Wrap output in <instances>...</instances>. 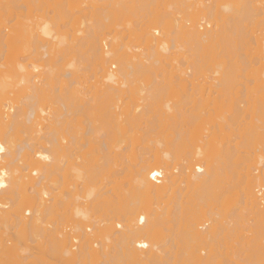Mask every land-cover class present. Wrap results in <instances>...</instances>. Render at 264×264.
<instances>
[{
	"label": "bare ground",
	"instance_id": "6f19581e",
	"mask_svg": "<svg viewBox=\"0 0 264 264\" xmlns=\"http://www.w3.org/2000/svg\"><path fill=\"white\" fill-rule=\"evenodd\" d=\"M172 1H176L177 7H180L177 9L180 11L177 16L180 17L176 18L173 16L176 13L172 15L170 12L161 18L152 19L146 9L144 13L141 9V16H138L136 22L133 21L134 27L129 22L130 26L122 28L126 30H122V34L127 33L122 37L121 31L117 29H121L118 25L119 16L122 18L125 16L123 14L127 13L123 11L127 7H124L125 0H90L89 3L87 0L85 7L82 6L84 0H67V13L70 18L82 15L80 18H85L87 22L92 20L89 24L83 20V30H76L77 33L86 34L79 37L70 35L71 40L68 41L67 34L53 31V26L49 23L40 27L31 24L32 28L29 29L27 27L30 24L25 22L26 28L29 29L28 34L29 31L36 33L40 30V47L37 51L42 63L30 67L31 63H13L8 59V24L18 16L12 14L11 9L8 13L10 19L4 20L2 12L6 11L5 3L8 2L0 0V232H3L0 234V264H23L24 259L20 261L19 253L29 251L27 246L26 249L21 244L28 243L25 240H29V245L40 240L38 247L37 243L36 249L30 251L37 250L40 254L38 259L44 256L48 261L54 260V263L42 260L40 264H264V145L260 147L252 143L257 136L260 137L258 142L264 140L261 132L264 130V97L259 99L257 107L254 104L249 106L250 108H244L246 85L238 82L244 91L237 90L235 97L243 100L238 101L233 109L235 113H245V117L249 116V111L251 132H243L241 127L244 125L237 124L238 120L233 119L240 118V115L237 117L235 113H232L235 115L230 118L229 114L228 117L225 115L227 119L224 115L213 114V117L208 114L202 120L201 111L192 113L189 110V113H185L174 111L172 104L171 107L168 106L170 97L177 98L179 94L182 96L180 98H185L188 105L194 104L192 101L196 100L191 97L194 98L195 90L202 89L201 83L209 85L213 90L218 89L216 85L220 86L221 83L230 86V89L231 85L236 88L238 85L235 81L233 84V80L223 78V70L220 68L224 62V54L225 57L231 55L229 61L239 57L238 52H242V61L251 55H255L259 60L264 58L261 53L264 51L261 50L264 45L261 44V41H264V0ZM256 1L260 5L254 6ZM12 8L18 10L16 7ZM129 9L125 11L132 12ZM14 11L12 12L15 13ZM126 16L131 18V13ZM134 18L136 17H132V20ZM204 20L207 24L211 23L208 30L202 26ZM17 21L19 22L18 19ZM247 22L255 24L256 27L262 25V35L258 36L254 29L249 30L250 28L245 26ZM25 26L21 27V30ZM27 29L23 30L27 32ZM113 31L116 34L113 35ZM28 36L30 37V34ZM45 37L49 40L44 39ZM80 40L86 45L90 58L98 65L100 81L97 94L93 98H87L84 92H80L72 71L62 69L56 75L50 73L54 62L53 50L59 46L72 48L71 45ZM132 41L135 42L134 45ZM102 44H108L109 47L104 49ZM252 46L256 48L253 49ZM258 51L260 52L257 53ZM38 54L36 53L37 56ZM250 61L249 64L252 63ZM173 65V69L179 65V69H175L176 72H173ZM112 68L116 71H112ZM150 78V83L145 81ZM170 78L177 79L175 85L179 88L178 92L171 89L170 85L173 83ZM211 79L217 81L216 84L211 82ZM143 80V83H148L145 87L136 85ZM45 87L52 94V107L49 108L40 104L47 99L44 97H48L45 96V91L48 94ZM163 99L166 102L162 107L160 103H164ZM129 104H133L131 109L128 108ZM159 105V110L154 111ZM94 108H97V113L92 112ZM88 114L93 116V122H99L98 125L104 129L103 135L106 138H109V135L112 137L108 139L109 142L119 139L118 142H124L123 139L130 138L127 136L130 130H152V122H157L166 130L171 129L170 134L174 138L170 137L171 135L169 138L175 139L172 140V145L168 143L170 141L168 144L164 143L166 145L158 143L162 145L156 146L159 151L148 160H141L143 163L134 166L133 170L128 169L130 185L128 184L129 189L126 186L125 189L128 190L124 191L125 193L122 190V182H119L120 185L115 183L117 188H114L117 191L112 188L103 190L104 193L101 191L98 204L96 201L95 204L92 203L94 206L90 205V201H87L88 205L79 201L82 197L75 188L76 181L79 179V182H85L88 177L92 178V175L87 177L88 170L91 174L101 172V178L108 176L110 179L118 174L119 170L114 168V160L109 155L108 140L102 139L101 145L99 143L107 153H101L96 162L92 160L91 166H95L96 172L93 171L94 168L91 170L88 167L91 162V158L90 162L88 161L89 156L95 155H90L87 151L88 154L81 153L87 150L86 146L90 149V146L97 145L99 140L95 142L91 139L92 145L87 140L88 137H85L87 141H84L83 137L84 140H77L78 144L72 143L75 137L68 138L71 145L76 144L79 150L82 149L80 147H85V150L80 152L81 155L76 147H71L78 153L77 158H74L75 152L67 148V141L63 142L66 140L64 137L59 139L57 134L49 135L50 137L45 134L48 138L43 134L38 135L39 132H44L42 128L45 127L57 132L69 130L74 126V122L77 123L80 117ZM19 127L29 130L31 134L26 132L27 136L18 140L15 132ZM117 133L120 138L116 136ZM217 134L221 137H216ZM132 135L131 138L135 136L133 133ZM236 138L244 139L246 146L252 149L255 145L254 156L250 150L242 147L241 143L239 145L244 149L241 152L238 150L239 145H236V149L232 146L234 143L228 144ZM79 142L84 144L79 146ZM230 145L235 148L232 149ZM127 146L122 150H126ZM243 153L245 154L242 155ZM78 157L79 161H76ZM98 162L100 163L97 164ZM156 175L160 176L159 180ZM227 176L235 182H230ZM70 180L75 181L72 182L75 185L74 187L72 184L73 192L71 188H65L66 182L69 183ZM79 185L81 187L80 183ZM236 187L241 188L238 194L232 191ZM27 188L30 190L29 195L25 193ZM79 189L82 191V188ZM84 189L89 192L86 185ZM119 189L122 190L121 194ZM232 192L236 194L232 196ZM230 193L232 194L229 195ZM90 195L92 194L85 198L88 199ZM86 199L83 202L86 203ZM99 203L102 205L99 206ZM68 206H72V209ZM99 207H102V211ZM65 210L70 213H67L68 217ZM61 211L65 212L62 214ZM100 211L101 215H95ZM242 212L247 214V217L248 213L252 217L247 218V222L252 221L251 225L243 221L245 226L242 230L251 232V228H256L250 235L242 233L243 225L238 224L243 220L238 217L243 215ZM234 213L235 216L238 214L236 220L230 218L232 215L234 217ZM226 218H230V221H226ZM68 223L70 225H67ZM236 238L243 239V242L245 239V242H238L239 246L233 251L223 247L229 240ZM10 239L14 240L15 245H8ZM234 242L236 244V241ZM10 243L12 244V241ZM28 253L24 255L33 256V253Z\"/></svg>",
	"mask_w": 264,
	"mask_h": 264
},
{
	"label": "rangeland",
	"instance_id": "374dc122",
	"mask_svg": "<svg viewBox=\"0 0 264 264\" xmlns=\"http://www.w3.org/2000/svg\"><path fill=\"white\" fill-rule=\"evenodd\" d=\"M2 1H4V0H2ZM5 1H7L8 3H5V5H7V7H6V11L4 12V14H3V12H2V17H4L5 19L4 20H9L10 19V17H9V12L11 11V9H13V10H15L14 12L15 13H13L12 11H11V13L12 14H16L17 16H18V20H19V22L17 21V19L15 18L14 20H13V22L11 21V23H9L8 24V27H10L9 28V30L7 31L8 33H9V35H8V37L10 38V51H8L9 53H8V55H9V57H8V59L11 61V62H13V63H18L19 61V63H22V64H26L27 65V63H31L30 64V67H32L33 66V64L34 65H39V64H41L42 63V61H40V58H39V54H38V51H39V47H40V30H38L36 33H38V35L35 33V31H34V33H32V31L30 32L29 31V34H30V37L28 36L29 34H28V30L30 29V28H32V25H34V27H40L41 25L43 26L44 24H46V23H49V24H51L53 27H52V29H53V31H55V30H58L61 34H67V36H69V38L67 39L68 41H70L71 40V38H70V35L71 36H84L86 33H80V32H78L77 33V31H78V29H80V30H83V25L81 24L82 23V21L83 20H85L86 21V19L84 18V19H82V18H80V17H82V15H77V16H75V17H69V15H68V9H69V6H68V3H67V0H5ZM10 1L12 2V3H10ZM15 1V2H14ZM58 1H59V3H58ZM86 1V2H85ZM89 1L90 0H88V3H89ZM81 2H83V0H81ZM15 5H14V4ZM19 5H18V4ZM86 3V4H85ZM257 3V4H256ZM259 2H254V6H258V5H260V4H258ZM17 4V5H16ZM175 6V7H172L171 8V6ZM10 6H11V8H10ZM22 6V7H21ZM82 6H87V0H84V3L82 4ZM81 6V7H82ZM125 6H127V7H125ZM145 6V7H144ZM147 6V7H146ZM178 6V4H177V2L176 1H172V0H125V4H124V7H125V10H127V9H129V8H131V9H129L130 11H132V12H130L131 13V16H129V17H131V18H128V16H126V14L128 13V15L130 14L128 11H125V10H123L124 12H127V13H125V14H123V15H125L126 17H127V19L125 18V16L124 17H120L119 16V19H118V25H119V27L121 28V29H117L116 28V26H114L116 29H117V31L118 30H120L121 31V35H122V37H123V35L125 34H127L126 32H123V34H122V30H125V29H122V28H127L128 26H130L131 24H133V21H135L136 19L138 20V16H141V9L143 10V13H144V10L146 9V12L149 14V18H151V16H152V19L153 18H161V16H163V15H166V14H169L170 12V14H174V13H176L175 15H173L174 17H180V16H177L178 14H180V13H178L177 14V12L179 11V10H177L178 8H180V7H177ZM12 7H16L18 10H16V9H14V8H12ZM20 7V8H19ZM24 7V8H23ZM142 7H144V8H142ZM85 9V8H84ZM83 9V10H84ZM88 10V9H87ZM134 10V11H133ZM19 11V12H18ZM86 11V10H85ZM110 11V10H109ZM139 11H140V13H139ZM173 11V12H172ZM180 12V11H179ZM19 13V14H18ZM82 13L84 14L85 12L84 11H82ZM82 13H79V14H82ZM143 13H142V15H143ZM85 14H87V12L85 13ZM132 14H134V16L132 15ZM5 15V16H4ZM22 17H21V16ZM76 15V14H75ZM121 15V14H120ZM122 15V16H123ZM8 16V17H7ZM20 17V18H19ZM86 17V16H85ZM132 17H136V18H134V20H132ZM21 18H23L22 20H20ZM172 18V17H171ZM181 19H183L182 17H181ZM181 19L179 18L178 20L179 21H181ZM259 19V18H258ZM16 20V21H15ZM28 20V21H27ZM88 21H89V19H87ZM136 20V21H137ZM15 21V22H14ZM22 21V22H21ZM135 21V22H136ZM18 22V23H17ZM25 22H27L28 23V27H27V23L25 24ZM92 22V20H90L89 22H87L86 21V23H91ZM117 22V21H116ZM122 22V23H121ZM131 23L130 25H128V23ZM134 22V23H135ZM20 23V24H19ZM23 23V24H22ZM189 23V22H188ZM246 23V22H245ZM18 24H19V26H18ZM32 24V25H31ZM40 24V25H39ZM127 24V25H126ZM211 24V23H210ZM210 24H207L206 22H205V20L203 21V27H206L205 29H209V25ZM244 24V23H243ZM26 25V26H25ZM121 25H122V27H121ZM125 25H126V27H125ZM207 25V26H206ZM245 25V24H244ZM18 26V27H17ZM25 26V28H23L24 30L25 29H27V28H29V29H27V32L26 31H24L23 29V31L21 30V27H24ZM95 26V25H94ZM98 25H96L95 27H97ZM133 27H134V24L132 25ZM131 26V27H132ZM249 30H251V29H254L256 32L255 33H257L258 34V36L260 35H262L261 34V32H260V29L262 28V25L261 26H259V27H256L255 26V24H249L248 22H247V24L245 25ZM14 27H15V29H14ZM27 27V28H26ZM251 27H253V28H251ZM13 28V29H12ZM114 28V29H115ZM18 29V30H17ZM103 30H104V27L102 28ZM111 29V28H110ZM20 30H21V32H20ZM77 30V31H76ZM96 30L98 31L99 29L98 28H96ZM107 30V29H106ZM109 31V29L107 30V32ZM126 31V30H125ZM113 32H115V31H113ZM105 33H106V31H105ZM35 34L37 35V36H35ZM73 34V35H72ZM75 34V35H74ZM113 35L114 34H116V32L115 33H112ZM263 34H264V32H263ZM256 35V34H255ZM39 36V37H38ZM116 36H118V35H116ZM44 37V36H43ZM66 37V36H65ZM156 37H158V36H156ZM33 38V39H32ZM47 37H45L44 39H46ZM48 39V38H47ZM259 39H260V37H259ZM35 40V41H34ZM49 40V39H48ZM47 40V41H48ZM46 41V42H47ZM126 41H127V39H126ZM126 41H124L125 43H126ZM264 41H261V44L263 45L264 43H263ZM45 43V42H44ZM132 44V45H134V41H132V43L131 42H127V44ZM105 44V43H104ZM103 45V44H102ZM131 45V46H132ZM136 45V44H135ZM72 48H69V47H64V46H59V47H56L55 48V50H53V51H55V52H53V57H54V62H53V65H52V68H51V71H50V73L52 74V75H56L57 73H59V72H61V70L62 69H65V70H70V71H72L73 72V76H74V79H75V81L77 82V86H78V89L80 90V92H84L85 93V95L87 96V98H93L94 97V95H96L97 93V90H98V85H99V81H100V78H99V74L97 73L98 72V65L90 58V55H89V53L88 52H86L87 51V48H86V45H84V42L82 41V40H80V41H76V42H74L72 45ZM106 46L107 47H109V45L108 44H106V45H103V47H104V49L106 48ZM256 46V45H255ZM255 46H252L253 47V49L254 48H256ZM107 49V48H106ZM264 49V45L263 46H261V50H263ZM38 50V51H37ZM34 51L38 54V56L36 55V53H34ZM253 52H254V50H253ZM260 51H258L257 53H259ZM239 53V57L237 56V57H234L232 60H230L229 61V57H231V55L230 56H227L226 55V57H225V54H224V62L221 64L222 66H221V70H223V74H224V79H231V80H233L232 82H233V84H235V83H237L236 85H238V86H236V88H233L232 86L233 85H231V89H230V86L228 87V85H224L223 83H221L220 84V86H217L216 85V87H219L218 89L217 88H215L214 90L213 89H211L210 87H208L209 85H202L203 83H201L200 85L201 86H203L202 87V91L201 90H195L196 92H195V94H193V95H195L194 96V98H193V96L191 97V99L193 100H196V102L195 101H192V102H194V104L193 103H191V105H188V102H186L183 98H180V97H182V96H180L181 94H177L178 96H177V98H176V96L175 97H170V99L167 97V100L166 101H168V99H169V101L170 102H168V106L170 105V107H171V104H172V109H174V111H177V110H179V112L181 111V112H185V113H189V110L192 112H198L199 111V113H200V111H201V115H202V120H203V118H206L205 116L206 115H208V114H212V116H213V114L214 115H230L229 116V118L231 117V116H233L234 117V115L236 114V116L237 115H240V118L238 117V119L237 118H233V119H236V120H238L237 121V124L239 123H242L244 126H242L241 128L244 130L243 132H247L250 128H251V124L252 123H250L251 122V117L249 118V116H250V113H249V111H248V114H249V116H246L245 117V113H243V114H241V112H237L236 111V113L234 112V109H233V106L235 107L236 105H237V103H238V101H242L243 99V103L245 104H243L242 103V107H243V105H244V108H245V106H253L254 104H255V106L257 107V104L258 103H260V102H258L259 101V99L260 98H263L264 96H263V94H264V91H263V88H264V58L262 57V58H260V60L259 59H257V58H255V55H251V56H249V58L247 57V59L246 60H244V61H242L243 59H241V56H240V53H242V52H238ZM263 55H264V51H262L261 52ZM25 57V58H24ZM245 57V56H244ZM243 57V58H244ZM28 58V59H27ZM251 58H253V59H251ZM24 59V60H23ZM241 59V60H240ZM252 61V63H251V61ZM37 60V61H36ZM39 60V61H38ZM246 61H247V63H246ZM249 61H250V63L251 64H249ZM245 62V63H244ZM28 64V65H29ZM66 65V66H65ZM175 65H176V63H175ZM171 67V66H170ZM170 67H168V69L171 71V68ZM173 67H174V65L172 66V69H173ZM179 67V65H177V68ZM177 68H175V69H177ZM167 68H166V70H168ZM175 69H173L172 71L173 72H176V70ZM179 69V68H178ZM177 69V70H178ZM180 69H181V67H180ZM112 71H116L115 70V68H112L111 69ZM168 70V71H169ZM169 71V72H170ZM178 73V72H177ZM176 73V74H177ZM206 74H208V73H206ZM178 75V74H177ZM209 76H211V73H210V75ZM215 77V75H212V77ZM218 76V75H217ZM154 79V78H153ZM169 79V78H168ZM150 80H152V78H150L149 80H145L146 82L147 81H149L148 83H150ZM170 80L172 81V83L173 84H171L170 85V87H171V89L172 90H175V92H178L179 91V88H178V86H177V84L175 85V80H177L176 78H170ZM174 80V81H173ZM200 80V79H199ZM212 80V79H211ZM217 80H218V78H217ZM144 80L143 81H141V83L139 82L138 84H136V85H142V87L144 86H146V84H148V83H143V82H145ZM154 81V80H153ZM208 82L210 81V79H208L207 80ZM214 80H212L211 82H213ZM228 81V80H227ZM234 81H235V83H234ZM216 82L217 81H214V84H216ZM241 83V82H243L245 85H246V91L244 92L246 95L243 97V99L242 98H240V99H237L235 96H236V91L237 90H242V91H244V89H243V87L240 85L239 86V83ZM145 84V85H144ZM223 85H224V87H223ZM176 86V87H175ZM215 86V85H214ZM214 86L212 87V88H214ZM46 88V87H45ZM46 90H48V88H46ZM46 93H45V96H48V97H44V98H47V99H44V101H41V105H43L44 107H47V108H49L50 106L52 107V102H51V97H52V94L49 92V90H48V94H47V91H45ZM201 92V93H200ZM203 92V93H202ZM87 93V94H86ZM50 94V95H49ZM173 94H176V93H173ZM92 95V96H91ZM90 96V97H89ZM242 96V95H241ZM49 97H50V99H49ZM237 97H239V94H237ZM180 98V99H179ZM22 99V98H21ZM21 99L19 100L20 102H21ZM183 99V100H182ZM235 100H236V102H235ZM131 102H132V100H130ZM129 100H127V102H130ZM162 101H164V103L162 102V103H160V104H162V107H163V104H165V99H163ZM182 101H184V102H182ZM188 101H190V100H188ZM245 101V102H244ZM19 102V103H20ZM126 102V101H125ZM126 102V103H127ZM130 102V103H131ZM134 102V101H133ZM178 102V103H177ZM234 102L236 103V104H234ZM258 102V103H257ZM176 103V104H175ZM38 104V103H37ZM136 103H134V105H135ZM20 105V104H19ZM167 105V104H166ZM177 105V106H176ZM260 105V104H259ZM39 106V105H38ZM174 106H175V108H174ZM194 106V107H193ZM241 106V105H240ZM133 107V104H129L128 105V108L129 109H131ZM142 107V106H141ZM140 107V108H141ZM155 107H156V105H155ZM159 107H160V105L159 106H157V108H155L154 109V111H158L159 110ZM177 107V108H176ZM249 107V108H250ZM187 108H188V110H187ZM190 108H192V109H190ZM196 110H194V109ZM236 108V107H235ZM26 109V108H25ZM96 109V110H95ZM139 109V108H138ZM164 109V108H163ZM182 109V110H181ZM186 109V110H185ZM246 109H247V107H246ZM97 111V108H94V110H92V112H94V113H97L96 112ZM188 111V112H187ZM203 111V112H202ZM192 112V113H193ZM207 112V113H206ZM232 113H235V114H232ZM92 115V114H91ZM241 115H244V116H241ZM89 114L88 115H84L83 117H80V120H78L79 118H78V116H77V118H76V120H78V121H76L77 123H73L74 124V126L72 127V128H70L69 130H64V131H62V130H59L58 132L56 131H54V130H52V128H48V127H45V128H47V130L45 129V128H42L43 129V131L45 132H39L38 133V135L39 134H43V136L46 134L47 136H49V135H55V134H57L56 136H59V139H61V138H65L66 140H64L63 142H65V141H67V142H65V144L67 143L68 145H67V148H71V147H76V149H77V152H78V147L76 146V144H74L75 146H73V144L71 145V137H75V138H73V139H75L76 141H74L73 139H72V143H77L78 141H79V139H80V141H81V138L84 140V141H87V140H89L90 141V143H91V139H94V141L96 140H99V141H95L96 143H98L97 145L96 144H92L93 146H90V149H92V151H94L93 153H92V151L86 146V149L87 150H85V147H80V148H82V149H80L79 150V154H80V152L81 151H83V150H85L84 151V153L82 152L81 154H85V153H89L90 155L91 154H93V155H95V156H89V158H88V161L90 162V160H91V162H90V166L88 165V167H89V169L91 168V170L95 167V166H91V164H93V161L94 162H96L97 161V159H99V157L101 156V153L102 154H105V153H107V151L104 149V148H102L101 146H99V143H100V141L102 140V139H106V140H108V139H112V137L110 138V135H109V133H108V131H107V129H106V132L108 133V135H109V138H106L103 134H104V129L101 127V125H100V127H99V125H98V123L95 121V122H93V116L91 117V116H89ZM219 116V117H220ZM226 116H225V118H226ZM214 117V116H213ZM218 117V118H219ZM228 117V116H227ZM245 117V118H244ZM217 118V119H218ZM224 118V119H225ZM221 118H219V120H220ZM227 119V118H226ZM245 119V120H244ZM241 120H244V121H242L241 122ZM74 121H75V119H74ZM218 121V120H217ZM229 122V121H228ZM227 122V123H228ZM256 122V121H255ZM254 123V122H253ZM230 124V123H229ZM236 124V123H235ZM241 124V125H242ZM257 124H258V122H257ZM257 124H255V125H257ZM152 125H153V127H151V128H153L152 130H150L149 128L148 129H146L145 131H139V130H137V129H134V131L135 130H137V131H139V133L137 134V131H135L136 132V135H135V133H134V131L132 130V132H131V130H130V134L129 133H127V136H130V138H126V139H123L122 137V141H124V142H118L120 139V137L118 136V133H117V135L116 136H118L119 138V140L118 141H116V140H110V142H109V140H108V142H106L105 141V143H108L109 145H108V150H109V152H110V157L111 158H113V160H114V164H115V166H114V168L118 171V174L116 175H111L112 177H110V179H109V177L108 176H105V177H108V179L107 178H105L104 176H102V178H101V172L98 174V173H92L91 174V171L90 172H88V171H86V173H88V175H87V177L88 176H91L92 178H90V177H88V180L87 179H85L84 181L85 182H83V180H80V182H79V179H78V181H76V179H75V181H76V185H77V187H75V185H74V183H75V181L74 180H70L69 181V183L68 182H66L67 184H65V185H67V186H65V188H67V187H69V189L71 190V192H73V186L75 187V188H77L76 190H78V192H80L81 194H83L82 196H81V194L79 195L80 197H82V199H80L79 201H82V203L83 204H85V205H88L87 203L90 201L91 203H90V205H93L92 203L94 202V204H95V201H96V203L98 204V201H99V198H98V195L100 194V193H104V191L103 190H111V188L112 189H115V188H117V185H116V187H115V183H118L119 184V182L121 183L122 182V187L124 186V188H122L121 186V188H122V190H123V192L125 191H127L128 189H129V186H128V181H129V176L130 175H128L129 174V171H128V169H131V170H133V168H135L139 163H141L142 161L141 160H143V159H146V160H148V158H150L156 151H159L158 150V148L156 147L157 145H158V147H162V145L164 144V143H167L168 141H170V142H168V143H170V145H172V140H175V139H172V138H174V136L172 137V134H170V133H172L171 132V129H165V128H163L162 126H159V124H157V122L155 123V122H152ZM259 125V124H258ZM94 129V131H93V129ZM234 127H235V125H234ZM257 127V126H256ZM22 128V127H21ZM20 127L18 128V130H16V132H15V135H16V138H18V140H20L21 139V137H25V135H26V132H29V130H23V129H21ZM90 128V129H89ZM87 129H89V130H91V131H89V130H87ZM143 129V128H142ZM145 129V128H144ZM184 129H186V127H184ZM172 130H173V127H172ZM226 130H228V129H226ZM258 130H261V129H258ZM88 131V132H87ZM114 131V130H113ZM113 131H111L110 133L112 134V132ZM184 131H186V130H184ZM225 131V130H224ZM263 129H262V137L264 136L263 135ZM90 132V133H89ZM128 132V131H127ZM145 132V133H144ZM173 132H174V130H173ZM186 132H188V131H186ZM228 132V131H227ZM248 132H251V130H249ZM256 132H257V130H256ZM30 134H31V132H29ZM48 133V134H47ZM107 133H106V135H107ZM132 133L135 135L133 138H131V136H133L132 135ZM226 133V132H225ZM230 133V132H229ZM229 133H227V134H229ZM34 134V133H33ZM114 134V133H113ZM112 134V135H113ZM121 134V132L119 133V135ZM126 134V133H125ZM175 134V133H174ZM173 134V135H174ZM249 134V133H248ZM251 134V133H250ZM249 134V135H250ZM258 134H260V131L258 132ZM108 135H107V137H108ZM111 135V136H112ZM169 135H171L170 137H172L171 139L169 138ZM256 135H257V133H256ZM27 136V135H26ZM40 136H42V135H40ZM46 136V137H47ZM61 136V137H60ZM89 136H90V138H89ZM102 136H104V138H102ZM115 136V137H116ZM121 136H123V134H121ZM217 136H219V137H221V135L220 134H217L216 135V137ZM260 136H261V134H260ZM20 137V138H19ZM45 137V136H44ZM45 137V138H46ZM50 137V136H49ZM80 137V138H79ZM87 138V140H86V138ZM114 137V136H113ZM124 137V136H123ZM126 137V136H125ZM218 137V138H219ZM230 137H232L231 135H230ZM48 138V137H47ZM63 138V139H64ZM68 138H70V139H68ZM235 138V137H234ZM22 139H24V138H22ZM114 139V138H113ZM258 139H260V137L258 138V136L256 137V140L254 139L253 141H252V143H254L255 145H257V146H260V145H264V140H263V142H258ZM68 140H70V141H68ZM78 140V141H77ZM82 140V141H83ZM234 140V139H233ZM74 141V142H73ZM165 141V142H164ZM232 141V140H231ZM229 142L228 144H230V143H234L232 146H235L236 147V149H237V146L241 143V145H242V147H244L245 149L247 148V150H250V152H251V154H253V150H254V147H255V145H254V147H253V149L252 148H250L249 146L247 147L246 145V143L244 142V139L242 140V139H235L234 141H232V142ZM239 141H242V142H239ZM261 141H262V139H261ZM62 142V143H63ZM69 142H70V144H69ZM104 141H102V143H103ZM243 142H244V144H243ZM43 143V142H42ZM90 143H89V145H90ZM110 143H111V145L112 146H110ZM161 144L162 143V145L160 146L159 144ZM167 143V144H168ZM174 143H175V141H174ZM249 143V142H248ZM78 144V143H77ZM80 144H84L83 142L82 143H80L79 142V146H80ZM100 145H101V143H100ZM128 145V146H127ZM164 145H166V144H164ZM230 145V146H231ZM237 145V146H236ZM124 146H127L128 148H126V150L124 149V150H122V148L124 147ZM231 146V147H232ZM240 146V145H239ZM238 146V150H240V152L241 151H244V149L243 148H241V146L239 147ZM251 146V145H250ZM230 147V148H231ZM235 147H232V149L233 148H235ZM261 147V146H260ZM260 147H258V148H260ZM264 147V146H263ZM66 148V149H67ZM163 148H164V146H163ZM229 148V149H230ZM242 150H241V149ZM72 149V148H71ZM252 149V150H251ZM68 150V149H67ZM73 151L75 150V149H72ZM72 150H70L71 151V153H73V151ZM88 150H90V151H88ZM162 150V149H161ZM160 150V151H161ZM247 150H245V151H247ZM261 150V149H260ZM262 150H263V148H262ZM261 150V151H262ZM69 151V150H68ZM87 151V152H86ZM75 152V154H73L75 157L74 158H77V155H78V153L76 152V151H74ZM91 152V153H90ZM234 151H232V153H233ZM248 152V151H247ZM249 152V153H250ZM264 152V151H263ZM87 153V154H88ZM262 153V152H261ZM77 154V155H76ZM80 154V155H81ZM245 153H243L242 155H244ZM257 153H255V155H256ZM238 155H240V154H238ZM252 156H254V154L252 155ZM80 157V156H79ZM79 157H78V159L76 160V161H79ZM91 158V159H90ZM96 160H95V159ZM90 159V160H89ZM93 160V161H92ZM251 162H253V161H251ZM100 162H98L97 164H99ZM143 163V162H142ZM251 164V163H250ZM94 165H95V163H94ZM135 166V167H134ZM96 168H94L93 169V171L95 170ZM98 170V169H97ZM96 171V170H95ZM102 171V170H101ZM122 171V172H121ZM97 172V171H96ZM86 173H85V175H86ZM89 173H90V175H89ZM220 176H222V175H220ZM223 177V176H222ZM229 176H227V178H228ZM230 177H232V179L234 178L232 175L230 176ZM230 177L228 178L229 180H230ZM90 179V180H89ZM128 179V180H127ZM223 179H226V177L224 176L223 177ZM227 179V182L229 181ZM231 179V180H232ZM237 179V178H236ZM87 180V181H86ZM113 180V181H112ZM231 180H230V182H231ZM91 181V182H90ZM232 181H234V180H232ZM72 182H74V183H72ZM81 184V187H80V185H79V183ZM83 182V183H82ZM235 182V181H234ZM234 182H232V183H234ZM91 183H93V185L91 184ZM238 183H240V181H238ZM69 184V185H68ZM70 184H71V186H70ZM72 184H73V186H72ZM88 184V185H87ZM126 184V185H125ZM79 185V186H78ZM83 185V186H82ZM85 185H86V188H88L87 190H89V192L92 194V195H90V196H88V199H86L85 198V196L87 197V195H89L90 193L88 192V191H85L86 189H84L85 188ZM120 185V184H119ZM130 185V184H129ZM89 186V187H88ZM128 187V189H125V188H127ZM240 186V185H239ZM84 187V188H83ZM105 187V188H104ZM115 187V188H114ZM241 187H242V185H241ZM79 188H82L81 190L82 191H80V189ZM91 188V189H90ZM103 188V189H102ZM109 188V189H108ZM237 188H239L238 189V191L236 190ZM68 189V188H67ZM102 189V190H101ZM236 189L234 188V190H232V191H235L237 194L239 193V190L241 189L240 187H236ZM257 189V188H256ZM70 190H67V191H70ZM116 190V189H115ZM114 190V191H115ZM121 190V191H122ZM102 191V192H101ZM114 191H111V192H114ZM117 191V190H116ZM119 191H120V189H119ZM118 191V192H119ZM121 191H120V194H121ZM28 192H29V194H30V190H29V188H27V190L25 191V193H26V195L28 194ZM70 192V193H71ZM77 191H76V193H78ZM86 192V193H85ZM88 192V193H87ZM122 192V193H123ZM124 192V193H125ZM230 193L229 195H231L232 194V196H234V194H236V193ZM123 193V194H124ZM262 193H264V191L262 192ZM28 194V195H29ZM102 195V194H101ZM101 195H99V196H101ZM259 195V194H258ZM103 196H105L106 197V195H104L103 194ZM102 196V197H103ZM231 196V197H232ZM262 197H263V194L261 195ZM261 196H260V198H261ZM84 198V199H83ZM104 198V197H103ZM85 199H86V203L85 202H83V201H85ZM91 199H94L93 201L91 200ZM88 201V202H87ZM165 201H166V198H165ZM164 200H163V202H165ZM101 202V201H100ZM102 203V202H101ZM82 204V205H83ZM102 204H100L99 203V206H101ZM94 206V205H93ZM264 206V205H263ZM69 207V206H68ZM67 207V208H68ZM72 207V206H71ZM71 207H69V208H71ZM68 208V209H69ZM72 209V208H71ZM102 209V207L100 208L99 207V210H101ZM243 210V209H242ZM66 211V210H65ZM65 211H61L60 213H64ZM71 211V210H70ZM73 211V210H72ZM102 211V210H101ZM101 211H100V213H96L95 215H97V214H100L101 215ZM237 212H240L239 210H237ZM244 213H247V211H243ZM243 212L241 213V214H243ZM67 213H69L68 212V210L66 211V213H65V215H67V217L69 216V214H67ZM72 213V212H71ZM94 214V213H93ZM92 214V216H94ZM240 214V213H239ZM236 215L238 216V214L236 213ZM243 215H244V217H246V218H244L243 217ZM243 215H239L238 217H241L243 220H241L242 222H240V223H238V224H241V225H243L245 222L247 223V224H250L251 222H247L248 221V219L247 218H249V217H251L250 216V214L248 213V217H247V214H243ZM233 216V215H232ZM230 217L232 220H236V218H238L237 216H235V213H234V217ZM66 217V218H67ZM95 217H97V216H95ZM230 218H228L229 219V221H230ZM234 218V219H233ZM252 218V217H251ZM251 218H249V219H251ZM228 219L226 218V221H228ZM239 220H240V218H239ZM243 221H245V222H243ZM243 223V224H242ZM253 223L255 224V222L253 221ZM246 224V225H247ZM252 224V223H251ZM250 224V225H251ZM67 225H70L69 223L67 224ZM240 225V226H241ZM239 226V227H240ZM245 225H243L242 227H241V230L242 229H244L243 227H244ZM238 229H240V228H238ZM256 229V228H255ZM255 229H253V228H251V232L253 231V230H255ZM247 231V230H246ZM244 231V230H242V233H244L245 235H250L251 234V232L250 231ZM250 232V233H249ZM3 233V232H2ZM1 232H0V234H2ZM4 236V235H3ZM6 237L7 236H5V240H6ZM249 237V236H248ZM4 238V237H3ZM250 238H251V236H250ZM11 240V239H10ZM236 241V244H235V242L234 241ZM12 241V244L10 243ZM11 241H9V243H8V245H15L14 244V240H11ZM25 241H28V243H29V240H25ZM230 242L228 243V241H227V243L228 244H226V245H223V247L225 246V248L228 250H230V251H233L235 248H237L239 245V243H241V241H242V243H244L245 242V239H244V242H243V239L242 240H240V239H238V238H236V239H232V240H229ZM16 242V241H15ZM24 242V241H23ZM39 242H40V240H39ZM39 242L38 241H36L35 242V244H37L36 246L38 247V245H39ZM234 242V243H233ZM239 242V243H238ZM25 243V242H24ZM24 243H21V244H23L22 246L24 247L25 246V248H26V246H27V248H28V250L30 251L31 249H36V246H35V244H31V245H34L35 246V248H33L31 245H29L27 242H26V244L24 245ZM32 243V242H31ZM28 244V245H27ZM229 245V246H228ZM236 245V246H235ZM28 246H31V247H28ZM232 247V248H231ZM234 247V248H233ZM24 248V249H25ZM26 248V249H27ZM34 250H32L33 252H34ZM228 250V251H229ZM28 251V252H29ZM32 251H30L29 253H33ZM37 251V250H36ZM35 251V252H36ZM27 251L26 252H20L19 254L21 255V257H20V261H22L23 259V261H22V263L24 264H31V263H33V264H40V263H42V260H46L47 262H51V261H53V263H54V260H51V261H48L49 259H47V258H45L44 256H40V259H38L39 258V255L40 254H38L39 252L37 251L36 253L38 254V257L36 256L37 254H35V252L33 253V256L31 255V256H28L27 257V255H24V254H27L28 253ZM22 253H23V256H22ZM28 253V254H29ZM36 256V257H35ZM33 257H35V258H33ZM41 257H42V259H41ZM43 258H45V259H43ZM20 261H18V262H20ZM29 262H31V263H29Z\"/></svg>",
	"mask_w": 264,
	"mask_h": 264
},
{
	"label": "built area",
	"instance_id": "2783aa9c",
	"mask_svg": "<svg viewBox=\"0 0 264 264\" xmlns=\"http://www.w3.org/2000/svg\"><path fill=\"white\" fill-rule=\"evenodd\" d=\"M155 177H156V179H158V180L160 179V176H159V175H156Z\"/></svg>",
	"mask_w": 264,
	"mask_h": 264
}]
</instances>
